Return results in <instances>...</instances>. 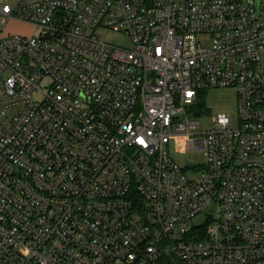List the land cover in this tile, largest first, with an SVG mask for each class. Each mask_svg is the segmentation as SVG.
I'll list each match as a JSON object with an SVG mask.
<instances>
[{
  "label": "built area",
  "instance_id": "built-area-1",
  "mask_svg": "<svg viewBox=\"0 0 264 264\" xmlns=\"http://www.w3.org/2000/svg\"><path fill=\"white\" fill-rule=\"evenodd\" d=\"M0 14V264H264V5L19 0ZM11 21L32 33H3ZM223 86L236 125L221 113L204 131L196 103ZM176 135L206 164L181 167Z\"/></svg>",
  "mask_w": 264,
  "mask_h": 264
},
{
  "label": "rangeland",
  "instance_id": "rangeland-1",
  "mask_svg": "<svg viewBox=\"0 0 264 264\" xmlns=\"http://www.w3.org/2000/svg\"><path fill=\"white\" fill-rule=\"evenodd\" d=\"M4 1L11 5H16L19 0H0V3ZM253 1V0H252ZM256 4L260 7L264 5V0H255ZM1 18V14H0ZM1 28V27H0ZM3 33H18V34H30L32 33V27L23 22L11 21L5 28ZM109 40H115L116 42H127V39L118 33H109L104 35ZM206 112L199 116V121L202 130L209 129L215 117L218 114L226 113L233 117L234 124L239 115V99L238 91L234 86L212 87L207 89L205 96ZM188 136L176 135L171 138L168 145V151L170 156L183 168H189L191 166L202 167L206 164L207 159L202 150H189L187 142ZM204 211H207L204 210ZM204 215L201 214L195 219V222L201 223L204 221Z\"/></svg>",
  "mask_w": 264,
  "mask_h": 264
},
{
  "label": "trees",
  "instance_id": "trees-1",
  "mask_svg": "<svg viewBox=\"0 0 264 264\" xmlns=\"http://www.w3.org/2000/svg\"><path fill=\"white\" fill-rule=\"evenodd\" d=\"M205 96H206V90H204L201 93V96L199 97L197 103H196V111L195 114L201 113L202 111H206V103H205Z\"/></svg>",
  "mask_w": 264,
  "mask_h": 264
}]
</instances>
